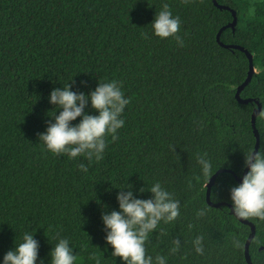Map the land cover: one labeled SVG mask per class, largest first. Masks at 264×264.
Here are the masks:
<instances>
[{"label":"trees","instance_id":"16d2710c","mask_svg":"<svg viewBox=\"0 0 264 264\" xmlns=\"http://www.w3.org/2000/svg\"><path fill=\"white\" fill-rule=\"evenodd\" d=\"M216 1L0 0V264L25 233L39 242L36 264H51L61 238L75 264H96L93 255L100 264H126L112 256L102 214L119 211L121 188L150 199L156 182L180 202V215L149 234L146 256H164L166 264H249L252 228L232 212L231 189L242 183L236 176L247 168L245 153L256 149L255 128L264 151V119L257 115L253 124L255 110H264V0ZM165 3L180 18L183 47L154 34L151 23ZM245 50L255 68L240 92L246 103L237 97L250 71ZM112 80L130 103L119 139L106 138L104 158L90 163L48 151L39 134L62 111L50 103L51 91L68 83L89 96L84 111L98 115L90 93ZM205 153L213 175L221 171L210 191L219 207L208 202L197 162ZM200 209L207 214L198 219ZM247 221L256 229L252 263L264 264V221ZM200 235L203 255L192 243ZM233 237L242 247H233ZM174 239L180 248L172 254Z\"/></svg>","mask_w":264,"mask_h":264},{"label":"clouds","instance_id":"9594fccd","mask_svg":"<svg viewBox=\"0 0 264 264\" xmlns=\"http://www.w3.org/2000/svg\"><path fill=\"white\" fill-rule=\"evenodd\" d=\"M192 0H182L188 4ZM254 7L249 15L254 14ZM154 34L161 39L174 38L177 45L184 46L182 37L178 35L181 21L174 17L167 3L156 13L151 23ZM147 37V34H145ZM70 85L63 88H55L50 93V103L57 108H62L59 115L52 114L55 122H48L46 132L39 134V140L46 145V149L54 155L66 154L69 159L84 156L91 163L104 158L107 147L106 138L111 137L112 142L119 139L118 129L124 126L125 121L121 115L125 107L130 103V98H125L121 90V82L112 80L101 83L90 93V101L98 115L87 114L84 109L88 104L89 96L70 90ZM258 116L264 119V110L258 112ZM82 117L80 122L73 126L71 121ZM207 154L197 156V162L201 167L202 175L210 182L213 175L212 166ZM245 165L249 171L243 176L242 183L231 189L232 211L240 219L264 221V151L250 150L245 153ZM85 173L88 168L84 164L79 165ZM191 187V181L189 182ZM131 189L130 187H127ZM124 188L117 194L119 211L102 214V220L107 232L106 241L114 249L112 256L120 257L126 264H166V258L157 255L146 256L145 242L149 234L158 228L161 221L172 223L180 215V202L173 198L172 193L165 190L159 182L153 184L148 190L153 194L150 199H139L131 190L125 192ZM145 191L144 188L139 190ZM206 209L197 211V218L205 216ZM192 225H189L191 229ZM161 234H164L163 231ZM204 237L197 236L193 240L195 252L204 254ZM174 247L170 249L172 254L180 248V240L174 239ZM233 247L240 248L242 243L235 237L232 239ZM39 242L33 238V233H25L23 242L17 245L15 250L8 251L3 257V264H36L38 258ZM51 264H75L77 257L69 246L66 238L59 242L51 250ZM96 264H100L99 257L95 255Z\"/></svg>","mask_w":264,"mask_h":264},{"label":"water","instance_id":"95a60500","mask_svg":"<svg viewBox=\"0 0 264 264\" xmlns=\"http://www.w3.org/2000/svg\"><path fill=\"white\" fill-rule=\"evenodd\" d=\"M214 1L217 3L216 0H214ZM221 8L229 9L227 6H221ZM233 14L235 16V19H234V22L232 24H230L229 26L234 28L236 26V23H237V16H236V12L235 11H233ZM220 34H221V32L218 35V40L220 39ZM225 46L228 47V48L236 47V48H240V49L244 50V48H242V47H237V46H232V45H225ZM245 51L247 52V54L249 55V58H250V71H249V76H248L247 80L238 88V93H237V97L239 98V100L242 101V102H244V103L248 102L249 100H247V99L246 100L240 99V92L248 84V82L251 80V77H252L253 73L255 72V68H254V64H253V58H252L251 54L247 50H245ZM260 110H261V107H259L258 109H256L255 112H254V115H253V124H254V126H255L256 117H257L258 112ZM255 133H256V136H257V146H256L255 151H258L260 137H259V133H258V131H257L256 128H255ZM248 171H249V169L247 167L246 170H245V172H244V174H243V176L245 174H247ZM220 172L221 171H219L216 174H214L212 176V178L210 179V182L208 183V194H207L208 202L212 206H216V207H219L221 204L220 203H212L211 202V200H210V191H211L212 185L215 183V180H216V178H217V176H218V174ZM236 177H237V179L239 181H242L243 180V177H238V176H236ZM231 208H232V206H231ZM241 220H243L246 223H249L251 225V228H252V232H251V234H250V236H249V238L247 240V243H246V258H247L249 264H253L252 263V260H251L250 253H249V249H250V243H251L252 239L255 236L256 229H255L254 224H252L251 222H249V221H247L245 219H241Z\"/></svg>","mask_w":264,"mask_h":264}]
</instances>
